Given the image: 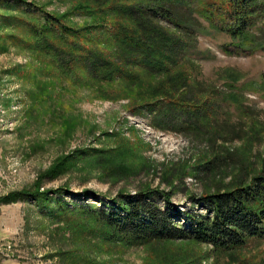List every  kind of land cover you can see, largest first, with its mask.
I'll return each instance as SVG.
<instances>
[{
  "label": "rangeland",
  "instance_id": "rangeland-1",
  "mask_svg": "<svg viewBox=\"0 0 264 264\" xmlns=\"http://www.w3.org/2000/svg\"><path fill=\"white\" fill-rule=\"evenodd\" d=\"M186 2L193 11L202 3ZM120 3L0 0V264H264V239L230 251L189 240L113 244L78 212L57 213L60 199L112 208L121 189L134 194L148 186L172 188L180 210L204 214L190 196L229 189L264 168V91L256 90L264 52L238 51L196 12L201 23L193 35L155 18L167 38L181 41L172 77L132 68L134 81L118 73L104 82L88 63L56 65L65 38L116 60L114 25L139 30L125 12L116 16ZM45 12L72 32L47 30ZM172 83L181 85L177 95L215 101L210 121L181 131L158 126L146 109L133 110L145 102L143 94L157 86L171 90ZM37 186L69 191L48 193L51 207L30 196L4 202ZM157 203L164 208L163 199Z\"/></svg>",
  "mask_w": 264,
  "mask_h": 264
},
{
  "label": "trees",
  "instance_id": "trees-1",
  "mask_svg": "<svg viewBox=\"0 0 264 264\" xmlns=\"http://www.w3.org/2000/svg\"><path fill=\"white\" fill-rule=\"evenodd\" d=\"M119 1L121 3L114 10L116 16L122 17L125 12L139 30L134 27L128 29L123 24L114 25L117 59H108L96 50L65 38L64 46L56 47L62 57L60 62L57 61V66L72 69L77 63H88V67L96 71L94 79L104 82L110 81L118 73L124 80L134 81L132 68L153 76L172 77L174 66L183 57L179 54L181 41L167 38V32L155 23V18H164L173 27L193 35L201 23L194 12L209 26L226 33L238 51L264 52V0H201V6L195 11L191 5L185 7L186 0ZM127 1L137 2L124 6ZM22 5L32 9L27 3ZM43 18L44 27L54 30L57 36L72 32L63 25L60 18L48 12L44 13ZM73 36L80 35L78 33ZM171 86V90L157 86L148 94H143L145 102L133 104V110L146 109L155 115L154 120L158 126H170L181 131L195 128L200 120L210 121L211 111L217 105L215 101L205 103L197 98L177 95L181 85L172 83ZM258 87L257 91H264V75ZM231 97L236 99L237 95ZM213 165L214 161L210 162L207 170L213 171ZM53 191L62 195L69 188L42 191L37 186L34 190L9 194L4 202L30 196L45 199L51 207L48 193ZM174 193L172 188L167 190L148 186L138 188L134 194L121 189L114 198L118 205L112 208L83 203L70 206L60 199L57 213L74 214L77 217L75 214L78 212L79 217H86L99 227L100 231L95 230L94 233L113 244L189 240L211 245L218 251H230L244 247L251 239H264V168L253 173L249 180L238 179L229 189L190 196L195 206L206 208L204 214L180 210L172 199ZM158 199L164 200V208L158 205ZM181 221L184 223L181 224Z\"/></svg>",
  "mask_w": 264,
  "mask_h": 264
}]
</instances>
